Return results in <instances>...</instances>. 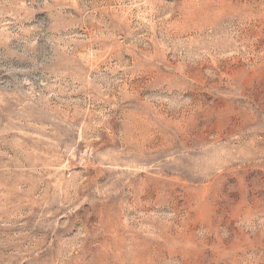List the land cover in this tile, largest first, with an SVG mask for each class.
Returning <instances> with one entry per match:
<instances>
[{"label":"rangeland","instance_id":"1","mask_svg":"<svg viewBox=\"0 0 264 264\" xmlns=\"http://www.w3.org/2000/svg\"><path fill=\"white\" fill-rule=\"evenodd\" d=\"M0 264H264V0H0Z\"/></svg>","mask_w":264,"mask_h":264}]
</instances>
